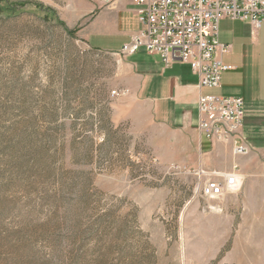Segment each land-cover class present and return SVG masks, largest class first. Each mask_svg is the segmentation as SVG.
I'll list each match as a JSON object with an SVG mask.
<instances>
[{
	"label": "rangeland",
	"instance_id": "obj_1",
	"mask_svg": "<svg viewBox=\"0 0 264 264\" xmlns=\"http://www.w3.org/2000/svg\"><path fill=\"white\" fill-rule=\"evenodd\" d=\"M80 11L0 0V264H264V158L209 206Z\"/></svg>",
	"mask_w": 264,
	"mask_h": 264
},
{
	"label": "crops",
	"instance_id": "obj_2",
	"mask_svg": "<svg viewBox=\"0 0 264 264\" xmlns=\"http://www.w3.org/2000/svg\"><path fill=\"white\" fill-rule=\"evenodd\" d=\"M79 4V13L89 17L78 37L90 50L117 55L140 29L132 0H79ZM219 42L229 48L219 58L231 69L217 89L201 88L189 65L166 67L160 57L140 49L120 57L119 90L127 92L124 97L137 106L136 115L133 111L129 115L140 122L142 114L167 134L160 140L170 156L182 157L185 164L214 175L237 171L245 177L249 162L264 158V25L254 31L249 21L225 19L220 23ZM204 94L243 99L247 156L235 157L231 146L213 144L200 133L198 103Z\"/></svg>",
	"mask_w": 264,
	"mask_h": 264
},
{
	"label": "built area",
	"instance_id": "obj_3",
	"mask_svg": "<svg viewBox=\"0 0 264 264\" xmlns=\"http://www.w3.org/2000/svg\"><path fill=\"white\" fill-rule=\"evenodd\" d=\"M140 29L117 53L128 57L140 49L160 57L166 67L185 63L198 75L200 87L217 89L222 76L231 67L220 55L228 47L219 42L220 23L225 19L249 21L254 31L264 25V0H132ZM125 91L114 92L119 95ZM199 131L213 144L229 145L235 157L247 156L248 146L242 134L245 111L239 97L204 94L199 103ZM201 185L200 197L215 205L237 194L243 180L237 171L219 173Z\"/></svg>",
	"mask_w": 264,
	"mask_h": 264
},
{
	"label": "bare ground",
	"instance_id": "obj_4",
	"mask_svg": "<svg viewBox=\"0 0 264 264\" xmlns=\"http://www.w3.org/2000/svg\"><path fill=\"white\" fill-rule=\"evenodd\" d=\"M238 179H239V182H242V179H241V177H239Z\"/></svg>",
	"mask_w": 264,
	"mask_h": 264
},
{
	"label": "trees",
	"instance_id": "obj_5",
	"mask_svg": "<svg viewBox=\"0 0 264 264\" xmlns=\"http://www.w3.org/2000/svg\"><path fill=\"white\" fill-rule=\"evenodd\" d=\"M13 10V9H12ZM12 12H15V10H13Z\"/></svg>",
	"mask_w": 264,
	"mask_h": 264
}]
</instances>
